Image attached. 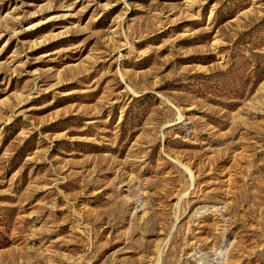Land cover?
Masks as SVG:
<instances>
[{"label":"rangeland","instance_id":"374dc122","mask_svg":"<svg viewBox=\"0 0 264 264\" xmlns=\"http://www.w3.org/2000/svg\"><path fill=\"white\" fill-rule=\"evenodd\" d=\"M0 264H264V0H0Z\"/></svg>","mask_w":264,"mask_h":264}]
</instances>
